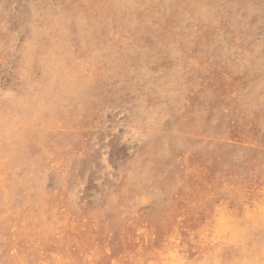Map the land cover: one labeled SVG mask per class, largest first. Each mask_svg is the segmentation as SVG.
Instances as JSON below:
<instances>
[{"label":"rangeland","instance_id":"374dc122","mask_svg":"<svg viewBox=\"0 0 264 264\" xmlns=\"http://www.w3.org/2000/svg\"><path fill=\"white\" fill-rule=\"evenodd\" d=\"M250 261L264 0H0V264Z\"/></svg>","mask_w":264,"mask_h":264},{"label":"bare ground","instance_id":"6f19581e","mask_svg":"<svg viewBox=\"0 0 264 264\" xmlns=\"http://www.w3.org/2000/svg\"><path fill=\"white\" fill-rule=\"evenodd\" d=\"M220 185H222V184H220ZM220 187H221V186H220ZM220 189H221V188H220ZM220 189H219V190H220ZM227 189H228V186H227ZM221 190H222V189H221ZM221 190H220V191H221ZM216 191H217V190H216ZM221 200H222V199H221ZM214 201H215V200H214ZM218 201H219V199H218ZM211 203H212V202H211ZM216 203H219V202H216ZM259 205H260V204H259ZM260 206H261V205H260ZM216 207H217V206H216ZM260 208L262 209L263 207H260ZM211 209H213V208L211 207ZM218 209H220V208H218ZM261 209H258V210H261ZM213 210H214V209H213ZM213 210H212V211H213ZM249 210H250V209H249ZM250 211H251V210H250ZM250 211H249V212L247 211V212L249 213V215H250V213H251ZM221 212H222V211H221ZM247 212H246V213H247ZM252 212H253V211H252ZM214 213H215V212H214ZM260 213H261V212H260ZM229 214H230V213H229ZM244 214H245V213H244ZM253 214H254V213H253ZM255 214H256V212H255ZM255 214H254V215H255ZM221 215H222V216L219 217V218L216 217V218H217V221H218L217 224H216V225H217V229H216L217 231H219L218 229H219L220 227H221V229L227 227V223H226V221H227L228 217H230V216H228L227 219H226V218L223 217V214H221ZM262 215H263V214H262ZM216 216H217V215H216ZM244 216H245V215H244ZM245 217H246V216H245ZM247 217H248V216H247ZM252 217H253V216H252ZM232 218H233V217H232ZM234 218H236V217H234ZM246 219H247V218H246ZM246 219H245V220H246ZM240 220H241V219H239V220H237V221H240ZM231 223H232V222H231ZM231 223H230V226H231ZM232 224H234V223H232ZM245 224H246V223H245ZM204 225H205V223H204ZM251 225H252V224H251ZM205 226H206V225H205ZM212 227H213V225H212ZM233 227H234V228H238V227H235V226H233ZM233 227H232V228H233ZM207 228H209V227L207 226ZM207 228H205V229H207ZM215 228H216V227H215ZM232 228H231V229H232ZM225 229H226V228H225ZM229 229H230V228H229ZM229 229H227V230H229ZM201 230H202V229H201ZM214 230H215V229H214ZM235 230H236V232H237V229H235ZM242 230H243V229H242ZM242 230H241V231H242ZM202 231H203V230H202ZM217 231H216V232H217ZM221 231H222V230H221ZM229 231H230V230H229ZM209 233H210V232H209ZM225 233H226V231H225ZM225 233H224V234H225ZM191 234H192V232H191ZM177 235H178V234H177ZM205 235H206V234H205ZM202 236H203V235H202ZM220 236H222V235H220ZM227 236H228V234H227ZM237 236H240V235H237ZM178 237H179V235H178ZM225 237H226V236H225ZM233 237H234V236H233ZM244 237H245V236H244ZM216 238L218 239V235H217ZM206 239H207V237H206ZM213 239H214V238H213ZM222 239H223V238H222ZM218 240H219V239H218ZM232 240H233V239H232ZM205 241H208V240H205ZM171 242H172V241H171ZM209 242H210V241H209ZM172 244H173V243H172ZM170 246H171V245H170ZM173 246H174V244H173ZM167 248H168V247H167ZM173 248H174V247H173ZM174 250H175V249H174ZM166 253H167V252H166ZM166 253H165V254H166ZM169 253H170V252H169ZM172 254H173V253H172ZM161 255H162V254H161ZM161 255H160V256H161ZM168 255H169V254H168ZM170 255H171V254H170ZM170 255H169V256H170ZM162 256L165 257L166 255H165V256L162 255ZM162 256H161V257H162ZM171 256H172V255H171ZM249 256H250V255H249ZM163 259H164V258H163ZM235 259H236V258H235ZM245 259H246V258H245ZM246 260H248V259H246ZM240 261H241V260H240ZM166 262H167V261H166ZM181 262H182V261H181ZM241 262H242V261H241ZM177 263H178V262H177ZM179 263H180V262H179ZM242 264H243V263H242ZM246 264H248V263H246ZM250 264H251V261H250Z\"/></svg>","mask_w":264,"mask_h":264}]
</instances>
